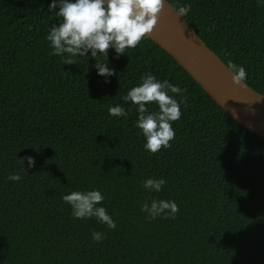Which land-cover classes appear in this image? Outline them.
I'll list each match as a JSON object with an SVG mask.
<instances>
[{
	"label": "trees",
	"instance_id": "trees-1",
	"mask_svg": "<svg viewBox=\"0 0 264 264\" xmlns=\"http://www.w3.org/2000/svg\"><path fill=\"white\" fill-rule=\"evenodd\" d=\"M167 1L186 5L205 44L264 95V5ZM50 2L0 0V264H264V139L146 36L118 58L112 49L96 58L113 70L107 83L90 55L67 64L45 39L61 19ZM145 74L183 90L174 138L155 154L124 100ZM116 105L128 114L110 116ZM13 173L21 179L8 180ZM149 177L165 180L160 193L143 189ZM92 189L115 228L73 218L62 200ZM153 197L174 200L175 217L148 219L140 206Z\"/></svg>",
	"mask_w": 264,
	"mask_h": 264
},
{
	"label": "clouds",
	"instance_id": "clouds-1",
	"mask_svg": "<svg viewBox=\"0 0 264 264\" xmlns=\"http://www.w3.org/2000/svg\"><path fill=\"white\" fill-rule=\"evenodd\" d=\"M257 5H264V0H256ZM161 0H51L49 11L57 9L56 15L61 18L58 26H51L45 37L50 42L53 55L63 58L68 54L67 64H74L71 57L88 56L95 59L94 67L97 75L103 77L105 83L114 73L108 64L99 63L98 56L108 58V49L114 50L118 58L126 54V49L134 48L139 41L152 32L156 23ZM188 7L181 6L177 14L183 16ZM233 82L243 86L246 73L242 66L233 65ZM183 90L167 79L157 80L152 74L141 76V83L130 88L125 102L135 105L137 119L135 127L144 137L143 148L149 153H157L161 147H169L174 138L172 123L181 116L180 106L184 103ZM176 94H181L178 101ZM154 102L156 111H149L148 103ZM110 116H126L128 113L120 105L108 108ZM29 168L33 167L34 159L26 156ZM11 181H19L20 175L13 173L7 177ZM165 185L163 178H146L142 182L143 189L148 193H160ZM62 200L71 208V216L75 219L95 218L98 223L108 229L116 227L114 220L105 207L101 206L103 194L96 189L72 191L62 196ZM140 210L152 220L157 217L174 218L178 207L174 200L151 198L143 202ZM104 234L91 232V239L99 242Z\"/></svg>",
	"mask_w": 264,
	"mask_h": 264
},
{
	"label": "water",
	"instance_id": "water-1",
	"mask_svg": "<svg viewBox=\"0 0 264 264\" xmlns=\"http://www.w3.org/2000/svg\"><path fill=\"white\" fill-rule=\"evenodd\" d=\"M169 54L227 114L264 139V95L245 82H233V71L202 40L184 16L161 0L156 23L145 35Z\"/></svg>",
	"mask_w": 264,
	"mask_h": 264
}]
</instances>
